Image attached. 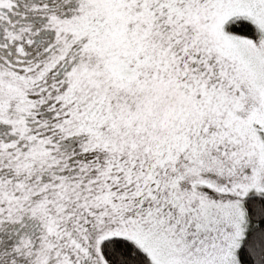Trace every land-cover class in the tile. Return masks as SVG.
<instances>
[{
    "label": "snow or ice",
    "instance_id": "snow-or-ice-1",
    "mask_svg": "<svg viewBox=\"0 0 264 264\" xmlns=\"http://www.w3.org/2000/svg\"><path fill=\"white\" fill-rule=\"evenodd\" d=\"M0 264H264V0H0Z\"/></svg>",
    "mask_w": 264,
    "mask_h": 264
}]
</instances>
